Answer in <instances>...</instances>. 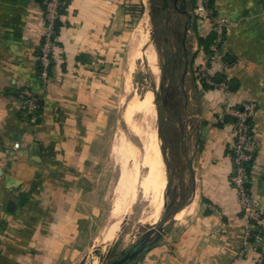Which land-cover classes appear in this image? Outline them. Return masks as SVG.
Instances as JSON below:
<instances>
[{"label":"crops","instance_id":"0c3cea01","mask_svg":"<svg viewBox=\"0 0 264 264\" xmlns=\"http://www.w3.org/2000/svg\"><path fill=\"white\" fill-rule=\"evenodd\" d=\"M158 1L64 0L46 82L38 60L42 0H0V264H74L83 256L102 213L92 162L138 16L139 24L150 16L168 29L172 69L182 73V155L173 174L181 168L183 175L168 183L183 201L129 264H248L254 256L239 258L246 229L232 181L236 117L227 108L257 102L250 121L259 165L251 166L249 186L264 210V0L210 1L230 23L224 64L209 61L215 32L200 0H161L156 18ZM26 87L39 97L34 115L21 110L18 92Z\"/></svg>","mask_w":264,"mask_h":264},{"label":"rangeland","instance_id":"374dc122","mask_svg":"<svg viewBox=\"0 0 264 264\" xmlns=\"http://www.w3.org/2000/svg\"><path fill=\"white\" fill-rule=\"evenodd\" d=\"M158 4L153 12L156 18L160 15L161 0ZM140 19L141 16H138L131 26L121 65L120 84L113 92L107 126L92 162L97 202L102 207V213L96 222V229L92 228L83 240L86 262L97 253V248H101L104 253L101 264H106L123 246L130 247L146 235L151 226L161 224L173 211L175 203L183 201L182 198L176 201L173 197L176 188L173 184L170 188L167 186L171 177L174 181L178 174L180 177L183 175L181 168H176V176L173 174L174 165L182 155L180 134L185 113L183 88L179 86L182 73L172 69L175 61L171 53L173 45L165 40L169 36L168 29H163L158 20L154 23L150 16L146 21L143 18L144 21L139 24ZM153 63L159 68L158 74L153 71ZM149 91L154 93L155 112L152 116L136 107ZM130 106L132 109H129ZM153 130L158 132L167 163L165 202L161 195L157 198L156 189L151 187L153 183L147 180L148 168L142 164L145 132ZM170 145L175 148H170ZM121 178L128 181L126 188H119ZM111 209L113 215L109 219ZM165 224L162 223L163 226ZM103 225H106L104 229ZM115 225L119 229L117 235L112 242L103 244L105 236ZM95 235L97 237L92 246ZM154 236L151 234L150 238ZM83 256L74 264H79Z\"/></svg>","mask_w":264,"mask_h":264},{"label":"built area","instance_id":"2783aa9c","mask_svg":"<svg viewBox=\"0 0 264 264\" xmlns=\"http://www.w3.org/2000/svg\"><path fill=\"white\" fill-rule=\"evenodd\" d=\"M211 0H200L199 10L212 14V29L215 32L214 43L212 45V55L210 62H221L224 64V50L222 48L225 35L230 28L228 20L213 12L210 5ZM44 8V32L39 48L38 60L41 66V74L47 82L51 80L49 68L52 66L55 52L59 46L57 26L62 12L64 0H42ZM202 70L204 76L212 83L206 72ZM228 86L227 81L223 83ZM21 103V110L26 115H34L38 108L39 97L30 88H22L18 92ZM257 102L249 101L241 108L228 106V113L236 117L233 123L232 133L234 141L231 146L232 158L234 162L233 184L237 192V202L239 203L243 218L245 219V238L239 249V258H242L246 251L254 252L248 264H264V210L261 206V199L255 195L249 186L251 166L259 165L257 152L260 146V139L255 134L251 117L256 109ZM19 146V143H16Z\"/></svg>","mask_w":264,"mask_h":264},{"label":"bare ground","instance_id":"6f19581e","mask_svg":"<svg viewBox=\"0 0 264 264\" xmlns=\"http://www.w3.org/2000/svg\"><path fill=\"white\" fill-rule=\"evenodd\" d=\"M144 21V20H143ZM146 44V43H145ZM154 60V58H153ZM153 71L158 74L159 68L153 63ZM136 107L140 108L144 114L153 115L155 112V102H154V93L149 91L143 99H140L137 102ZM129 109H132L130 106ZM146 144H145V154L142 159V164L148 168L147 172V180L153 183L151 186L152 189H156L154 192L157 196L163 199V202L166 201V183H167V163L164 159V155L160 146L159 136L157 130H153V132H145ZM148 182V184H149ZM128 181L121 178V184L119 188H126ZM183 213V210H182ZM186 213V212H185ZM181 214V212L179 213ZM182 215V214H181ZM181 217V216H180ZM153 224V223H152ZM118 225L113 226L108 234L105 236L103 240V244L107 242H112L117 235ZM98 246V245H97ZM97 248V247H96ZM104 253L101 249L99 253H95L93 256H90L87 264H101L103 262Z\"/></svg>","mask_w":264,"mask_h":264},{"label":"water","instance_id":"95a60500","mask_svg":"<svg viewBox=\"0 0 264 264\" xmlns=\"http://www.w3.org/2000/svg\"><path fill=\"white\" fill-rule=\"evenodd\" d=\"M169 186V183L167 184ZM178 209L176 208L173 212H177ZM169 218V215L164 218L161 224H156L155 226H151L150 229L147 231V234L144 235L137 243H135L128 251H123L121 254L116 255L106 264H129L136 262L139 255L149 246L150 243V235L154 232L158 233V236L161 235L163 232V225L162 223L166 222ZM100 248L96 249V252H100ZM87 260V256H85L79 264H85Z\"/></svg>","mask_w":264,"mask_h":264},{"label":"trees","instance_id":"16d2710c","mask_svg":"<svg viewBox=\"0 0 264 264\" xmlns=\"http://www.w3.org/2000/svg\"><path fill=\"white\" fill-rule=\"evenodd\" d=\"M212 1H213V0H211V3H212ZM39 66H40V64H39Z\"/></svg>","mask_w":264,"mask_h":264}]
</instances>
